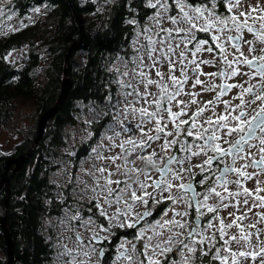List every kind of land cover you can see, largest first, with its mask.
<instances>
[{
  "label": "snow or ice",
  "instance_id": "1",
  "mask_svg": "<svg viewBox=\"0 0 264 264\" xmlns=\"http://www.w3.org/2000/svg\"><path fill=\"white\" fill-rule=\"evenodd\" d=\"M219 0H208L207 3H187L186 0H172L171 3L168 0H149L148 6L152 9H156L155 15L149 17L155 21L159 26V31L155 32V35L160 37L159 39H153L152 36H145L148 42V58L151 61L147 67L149 69L156 68L158 64L167 63L168 64V80L165 81L164 73L158 68L156 70V76L158 79L153 80L150 78L148 73L143 71V58H141V70L134 73V76L139 80L140 84L144 85L145 91L139 93L138 89H134L137 94L138 99L144 100L146 103L155 106L154 111H149L148 108L141 107L139 109L132 108V111L139 112L140 121L136 123L133 127H124V132H134V129H138L141 135L137 138L129 137L121 141L118 145H113V147H119L121 152L117 155L107 157L109 165L107 168H99V176H95V183L99 191L96 188L92 189L96 193L95 199H97V209L99 215L105 217L109 224L116 221L120 227L135 228L140 220L147 216L152 215V208L149 207V200L152 201L153 205L160 204L164 199L172 202L173 205L178 203H183L187 207H195L196 217L194 222L189 225L187 222L175 219H163L157 220L152 226L153 236H146V229L140 228L139 239L146 240L142 246V250L137 251L136 246L133 245L128 251H121L120 256L117 259L123 258L128 261V264H191L192 256L186 255L187 253L194 254L199 250L201 256H207L212 248L216 246V232H213L211 236L207 235L209 229L214 227L212 221L218 222V228L216 231L219 233L220 240L223 241L221 247H216V250L211 255V260H218L220 264H227L229 256H231L232 264H240V260H247L251 257L253 260L256 259L258 255H264V247L260 248L259 253L256 251H231V243H235L241 248L250 245L251 238L253 236L259 235V231L251 232L245 231V229L256 228L255 224H248L241 227L239 222H243L247 219V214L241 216H236L230 213L232 219L226 224L223 218L218 215V210L228 208L229 206L239 208L240 200L239 197L243 196V204L248 205L249 198L253 196V193L249 192L247 188H242L241 181L251 179L254 173H249L246 171L248 167L254 169H259L264 172V55L259 57L253 56L251 59L244 56L243 52L240 51L241 43H243V30L247 29L249 33H254L262 43H264V16H260L261 21L260 27L254 28L252 24L248 23L249 18L253 21L257 17L252 16V13L257 11H264V9H259L253 7L251 12L243 13L241 12L239 16H244L245 19L241 21L237 15H223L217 12L216 5ZM224 6L228 13L233 11L234 7H239L240 0H223ZM39 12L40 9H35ZM4 15V10L0 9V16ZM10 18V17H9ZM169 22L172 27L164 28L163 22ZM135 23V21H131ZM181 25H185L182 27ZM146 32H151L153 29H146ZM202 32L207 33L210 39L215 42V47L219 49L220 59L223 61L224 65L230 71H221L219 73H209L207 75L214 77L219 75L225 80L237 76L240 74L238 68H234L233 65L245 64L249 68L254 69L251 74L253 77H259L260 83L258 86H250L244 88L243 85L238 84H223L220 85V92L217 94L215 100L209 101L208 103L215 106L216 103L222 102L225 105V113L227 115L221 114L216 116L213 107V116L216 119L213 120L212 117H208L204 124H198L197 118L203 114L207 104L204 107H200L193 114L190 119L192 123L187 129H182L181 125L188 124V120L179 119L181 116L186 115L188 105L185 104L184 107L180 108L178 112L172 111V105L175 101L177 106L182 104V101H177V97L186 94L184 93V84L188 80L187 68L195 65L192 68L193 75L197 78L194 81L193 87L202 84L199 76L205 75L200 70V63L203 64H213L215 61L203 60L197 63L195 57L198 53L205 51L204 45L209 44L208 39H197L196 33ZM238 33L240 35L229 34L222 40L221 37L225 33ZM163 33V35H161ZM195 43L193 44V42ZM231 42V47L235 48L239 55L235 56L233 60L228 59V53L225 50V43ZM249 44V52H254L252 47V41H247ZM193 44V48L189 49L188 45ZM160 47H157V46ZM183 45V50L179 52V58L176 59L177 49ZM209 53L213 51L212 46L209 44L206 49ZM159 52V56L156 53ZM191 52L193 59L188 60L187 53ZM240 56H244L241 60ZM185 61H187L185 63ZM180 64V71L182 79H178L175 75L176 64ZM244 75H249V73H243ZM127 75V73H125ZM150 85H156L159 94L155 95L148 91ZM171 86V87H170ZM131 87V85H128ZM217 85L214 83L204 89V91H214ZM232 88H239L240 92L236 97L241 101L240 104L233 106L230 101H221L220 97L227 93ZM131 94V93H129ZM193 99L191 103H196L195 96L198 93H190ZM250 96L251 99H245V96ZM152 96L151 101L148 97ZM259 102V103H257ZM251 105L255 107L251 108V111H246L245 109ZM236 113L233 115L232 113ZM167 113L170 123L174 125V130L171 132L165 131L167 124L161 126V120L163 119V114ZM179 120V123H177ZM154 122V129H148L145 131L144 126L147 123ZM206 125V126H205ZM193 129H196L195 139L192 142H188L186 139L181 140V135H186V137H192L194 135ZM222 129H227L226 132H221ZM154 132L152 135L150 133ZM161 134L164 136V143L161 145V151L166 155L168 149L173 146L178 145V150L180 152L186 153L187 155L183 157H177L175 155H168L167 162L163 163V167L157 166V161L154 159L157 153L153 151L147 156H137V159L144 161L147 165L154 168L158 173L160 178L154 180L151 184L147 181L151 179L147 172H144V179H140L141 169L133 166L128 167V158L136 153L137 149L145 150L150 147V141H156L161 139ZM175 134L176 138L169 141L168 136H173ZM235 139H230L231 137ZM111 140L112 137H107ZM252 141H258V144H253ZM224 145H227L225 147ZM247 146V148H246ZM256 148V153H250L248 149ZM195 149V150H194ZM212 155H208V153ZM204 155L206 159L203 160L201 164L191 165V160L193 157H199ZM259 155V159H255V156ZM231 157L232 163L229 165L226 161L227 158ZM104 159V157H99ZM120 160L122 163H117ZM237 160L245 161L239 168L236 167ZM163 162V158H161ZM188 162L189 167L185 169L183 167L184 163ZM135 165V161H132ZM217 165V170L219 175L215 174L213 170V164ZM180 165L176 170L173 169L172 165ZM223 165V167H220ZM114 166V168H113ZM193 167H197L200 170L201 179L196 183L204 185L208 180H212V183L208 184V187L203 193L197 192L194 183L190 180L189 182H183L182 173L187 171L194 179L196 173L192 171ZM207 173V175H204ZM229 174H234L237 178L234 180H229ZM135 175L136 179L134 183L137 187L133 188L132 184L128 182L132 176ZM114 176H123L127 179H113ZM214 177V179H213ZM103 181V183H101ZM229 184H235L237 187L236 191H229ZM116 185V187H112ZM152 188L153 191H148ZM173 188H176V192L173 193ZM220 189L219 191L217 189ZM242 188V190H241ZM264 191L262 188L256 189L255 200L253 201L252 207L264 208V196H260L259 192ZM140 193L138 195L137 193ZM168 192L167 197L163 196V193ZM159 194L160 198H157ZM125 196L128 199H125ZM215 197L216 203L209 204V198ZM102 201V203H101ZM227 201V203H226ZM256 201H259L257 205ZM123 203V208L117 207L116 211L109 216L108 212L102 205H107L109 208L113 205H120ZM143 205L145 211L142 214L137 213L136 219L132 220V214L136 205ZM201 209H206L207 212L217 213L213 216L208 223L201 227V217L207 214V212ZM168 211H174V209H164L161 212V216H167ZM247 211H251L248 208ZM176 216L186 217L189 215L187 211L176 212ZM125 217V221H120V217ZM261 222H264V215H261ZM91 220L88 221L90 225ZM87 226V225H86ZM238 229V233L231 235L229 239H224L228 234L227 230L233 227ZM102 231H109V229H104L103 225L100 226ZM175 229L187 230V235L185 236L184 231H176ZM159 237L155 244L152 243L153 239ZM183 237V238H182ZM194 237H200L199 240ZM79 239V236L77 237ZM98 234L93 233V239H97ZM191 238V239H189ZM186 240L188 242H186ZM178 245L176 251L180 256V260L169 259L168 253L173 251V242ZM208 242V251L203 248L198 249V245H203ZM124 245H121L123 248ZM221 248L224 249L225 255L221 256ZM94 250V249H93ZM134 254V255H133ZM85 256L89 253L85 252ZM103 256V251L100 253ZM161 257H164L162 260ZM264 264V262H262Z\"/></svg>",
  "mask_w": 264,
  "mask_h": 264
},
{
  "label": "trees",
  "instance_id": "2",
  "mask_svg": "<svg viewBox=\"0 0 264 264\" xmlns=\"http://www.w3.org/2000/svg\"><path fill=\"white\" fill-rule=\"evenodd\" d=\"M8 1L9 16L20 25L0 34V131L14 120L20 105H31L35 120L33 128L11 155L0 152V182L7 161L31 149L40 116L52 109L60 97L66 54L74 44H81L69 62L73 87L65 103L47 123L33 155L10 180L9 193L7 183L0 191V221L7 217L13 241V264H51L54 223L57 224L66 210L71 211L72 205L71 186L58 188L52 176L65 165L88 156L92 147L81 145L68 155V129L82 125L83 115L92 108L97 109L100 117L90 124L91 143L99 140L114 123L115 108L110 104L117 95L113 84L117 83L114 66L120 64L121 68L134 69L138 65V32H146L149 17L156 11L148 6L149 0ZM188 2L207 3L208 0ZM36 8H43L45 12L31 20ZM216 8L220 13H227L223 0H219ZM144 47L146 51V39ZM14 54L19 56L14 59ZM78 55L81 57L77 61ZM76 169L74 166L73 171ZM8 261L0 226V264Z\"/></svg>",
  "mask_w": 264,
  "mask_h": 264
},
{
  "label": "rangeland",
  "instance_id": "3",
  "mask_svg": "<svg viewBox=\"0 0 264 264\" xmlns=\"http://www.w3.org/2000/svg\"><path fill=\"white\" fill-rule=\"evenodd\" d=\"M169 2V0H168ZM187 3L188 0H186ZM170 3V2H169ZM9 5L8 0H0V9L4 10V15L0 16V34L4 32H8L14 27H19V25L15 24L13 19L9 16V11L7 10V6ZM259 9H264V0H240L239 7H234L233 11L231 13H220L218 9L216 8L217 12L223 15H237L241 12L243 13H249L251 12V9L253 7H257ZM37 9V8H36ZM40 9L39 12L33 11L31 15V20H34L38 18L40 15L44 14L43 8ZM156 11V9H155ZM252 16L257 17L255 21H253L251 18H249L248 23L252 24L254 28H259L261 21L259 20L260 16H264V11H257L255 13H252ZM10 17V18H9ZM239 19L243 21L245 19L244 16H239ZM25 21V20H24ZM23 21V22H24ZM26 23V21H25ZM164 28H171L172 25L164 21L163 25ZM184 27L185 25H181ZM146 29H153L151 32H138L137 37V48L140 50L137 58L138 59V65L135 66L134 69H129L127 67L121 68L120 64H116L114 66V70L116 72V79L117 83L113 82L114 86L117 89V95L116 99L113 101V103L110 104L115 108V120L114 123L110 124L103 135H101L99 140H96L94 143H91L92 140H89L92 136V130L90 124L94 122V120H98L100 117L99 112L97 109L92 108L89 111H87L83 115L82 119V125L74 128L68 129V138H69V146L66 149V152L68 155L73 154V151L76 147L81 145H91L90 154L84 158H79L78 161L74 164H67L65 165L61 170L57 171V173H54L52 176V181L55 182V184L62 189H65L67 187L71 186L70 196L72 205L70 207L71 211L66 210L63 213V217L60 218L57 221V224L54 223V229L53 231L56 232L55 241L53 243L55 249L57 252L55 253L53 262L51 264H100V258H99V251L95 246L89 245L86 242L81 243L78 242L76 239V234L83 236L85 239L90 238L93 236V233H97L99 237H103L105 239H112L114 237V229H119L120 232L129 231L132 228L129 227H120L118 226L116 221H113L111 224H109L108 220L105 219V217L100 216L96 217L93 215L94 210L93 208L98 211L96 205H97V199H95L96 193L92 191V189L96 188L97 191L99 189L97 188V185L95 183V176H99V172L97 171L99 168H107L109 165V161L107 157H111L114 155H117L121 152V149L119 147H113V145H118L121 141L132 137L137 138L141 135L138 129H134V132H124V127H133L136 123H138L141 119L139 112H133L132 108L139 109L141 107L148 108L149 111H154L155 106L150 105L149 103H146L144 100H140L137 97L136 92L134 89H138L139 93H143L145 91L144 85L139 83V80L134 76V73L141 70V58H143V71L148 73L151 79L156 80L158 77L156 76V70L157 68L164 73V79L165 81L168 80V64L162 63L158 64L156 68L149 69L147 65L151 63V61L148 58V50L145 51L144 47V40L145 36H152L153 39H159L160 37L155 35V32L159 31V26L155 23L154 20L150 19L147 23ZM144 30V31H145ZM143 31V32H144ZM232 34V35H240L238 33L232 32L228 33L225 32L221 39L223 40L225 36ZM163 35V33H161ZM243 43H241L240 51L243 52L244 56L249 57L250 59L253 56L259 57L261 55H264V43L260 41V39L253 33H249L247 29L243 30ZM198 36V37H197ZM196 38L198 39H208L209 44L212 46L213 51L209 53L206 51L209 44L204 45L205 51H202L201 53H198L195 57L197 63L203 60H212L215 61L213 64H203L200 63V70L205 73V75L199 76V79L202 81V84L196 85L193 87L194 81L197 78L195 75H193L192 68L195 67V65H192L187 68V76L188 80L184 84V93L177 97V101H182L183 103L177 106V103L174 101L172 105V111L178 112L180 108L184 107L185 104L188 105L187 107V114L181 116L179 119L181 120H189L188 124L181 125L182 129H187L190 124L192 123V120L190 117L193 116V114L197 111L198 108L204 107L205 104H207V107L205 108V111L201 116L197 118L198 124H204L206 119L208 117H212L213 120L216 119V116L224 114L225 113V105L222 102L216 103L215 106L208 103L209 101L215 100L218 91L219 86L222 81L228 83V84H238L243 85L244 88H248L250 86H258L260 83V78L253 77L251 74L253 73L250 68L245 64H239V65H233L234 68H238L240 74L237 76L231 77L227 80L224 78H221L219 75L211 77L207 74L209 73H219L221 71H230V69H227L224 65L223 61L220 59L219 49L215 47V42H213L207 33L197 32ZM247 41H252V47L254 48V52H249V44ZM195 41L193 42V44ZM193 44H189L188 48L192 49ZM157 47H160L159 45ZM183 45H181L180 48H178L176 59L179 58V52L183 50ZM225 50L229 54L228 59L231 61L233 58L239 53L237 50L233 47H231V43L227 42L225 43ZM159 52L156 53V56H159ZM188 60L193 59L191 52H188L187 54ZM19 55L14 54V59L17 58ZM244 56H240V59L243 60ZM78 57H81V55L77 56V61L79 60ZM187 61H185L186 63ZM127 73V75H125ZM243 73H249V75H244ZM175 75L178 79H182L181 71H180V64H176L175 68ZM217 85V88L214 91H204L205 88L210 87L212 84ZM128 85H131V87H128ZM171 87V86H170ZM148 91L150 93H153L155 95L159 94V91L156 87V85H150L148 88ZM240 92L239 88H232L231 92L228 94L227 97L224 99L220 98L221 101H230L233 106L238 105L241 103L239 99L236 97L238 96ZM131 93V94H129ZM190 93H198V95L195 96L196 103H191V100L193 99L192 95H188ZM152 96L148 97V100L151 101ZM245 99L247 100L246 96ZM259 103V102H257ZM213 107L216 113V116H213ZM255 107V105H251L248 108H246V111H251V108ZM111 111H113L112 107H110ZM235 115L236 113H232ZM114 116L111 117L113 119ZM38 119V117H37ZM34 120L35 116L33 114V109L31 108V105H20L18 107V110L15 114L14 120L3 130L0 131V152L5 154L6 156H9L13 153L15 147L17 144H19L23 139L25 134L31 130L34 126ZM169 121V117L167 113L163 114V119L161 120V126H164V124H167V128L165 131L171 132L174 130V125ZM177 123H179V120H177ZM90 126V128H89ZM206 126V125H205ZM155 123L150 122L147 123L144 128L145 131H148V129H154ZM227 129H222L221 132H226ZM195 132L196 129H193L194 135L192 137H186V135H181V140H194L195 139ZM154 135L155 133H150ZM107 137H112L111 140L107 139ZM176 138L175 134L173 136H168L167 139L171 141L172 139ZM231 138H234L231 137ZM88 139V140H87ZM151 144L150 147H147L145 150L137 149L136 153H134L132 156L128 158V167H137L141 169V175L140 179H144V172H147L151 179L147 181L148 184H151L154 180H157L159 173L152 168L151 166L147 165L144 161L137 159V156H147L153 151L157 153V156L154 158L157 161L158 167H163V163H165V160L167 159L168 155H172V152L175 148H178V145L173 146L172 148L168 149L167 155L161 151V145L164 143V136L161 134V139L156 141H150L148 142ZM254 148H251L253 150ZM72 157V156H71ZM99 157H104V159H101ZM68 158H70L68 156ZM68 158H66L64 161H66ZM161 158H163V162H161ZM204 160V159H202ZM132 161H135V165H133ZM117 163H122V161L118 160ZM74 166L77 167L76 172H74ZM114 168V166H113ZM176 167L174 170L178 169ZM183 180L187 179V173L186 171L182 173ZM259 180H261L264 183V173L257 172L255 174ZM127 179V177L123 176H114L113 179ZM136 177L135 175L132 176L131 179L128 180L129 183L132 184L133 188L137 187V185L134 183ZM103 183V181H101ZM247 183V182H246ZM247 186V187H246ZM112 187H116V185H112ZM245 187L251 192L250 186L248 184L245 185ZM264 187V184L262 185ZM148 191H153L152 188H149ZM173 193H175L177 190L176 188H173ZM140 195V193H137ZM62 196V193H60ZM59 195V196H60ZM169 195L168 192L163 193L164 197H167ZM157 198L159 199L160 196L157 194ZM125 199H128L127 196H125ZM169 200L164 199L161 203H165ZM251 201V198H249V202ZM102 203V201H101ZM106 211L108 212V215L111 216L115 211L117 207L123 208V203L120 205H113L112 207H108L107 205H102ZM149 206L152 208L159 206L153 205L152 201L149 200ZM143 205L137 204L134 213L132 214V220L136 219V214H142L144 210ZM174 209V206H173ZM261 210V209H259ZM99 212V211H98ZM174 211H170V213L167 216H163L159 220L163 219H172V214ZM248 224H258L256 225L255 232L257 230L259 231V235L253 236L251 238V242L249 246H246L247 251H256L259 253L260 248L264 247V223L261 222V216H252L250 215V212L246 213ZM263 215V214H261ZM241 216V215H237ZM120 221L124 222L125 217L121 216ZM62 220V221H61ZM91 220L92 223L89 225L88 221ZM71 221V222H70ZM157 221V220H156ZM156 221H148L143 227H139L136 230V233L134 234L133 239H129L124 234L119 235V243L117 246L118 250H122L123 248L131 249L133 245L136 246L137 251L142 250V246L145 243L144 240L139 239V229L144 228L146 229V236L154 234L152 231V226L155 224ZM87 225V226H86ZM101 225H103L104 229H109V231H102ZM81 227V228H78ZM250 231V229L248 230ZM53 238V239H54ZM156 238L152 243L155 244L157 240ZM124 245L123 248H121V245ZM94 249V250H93ZM233 252L236 251L235 248L232 249ZM88 252L89 255L85 256L84 253ZM107 261L109 262H115L117 264L118 260L115 258H111L108 256ZM128 261L124 260L123 264H128ZM264 262V255H258L255 260H253L251 257H249L247 260L242 259L243 264H262ZM228 263L232 264L231 256L230 261Z\"/></svg>",
  "mask_w": 264,
  "mask_h": 264
},
{
  "label": "flooded vegetation",
  "instance_id": "4",
  "mask_svg": "<svg viewBox=\"0 0 264 264\" xmlns=\"http://www.w3.org/2000/svg\"><path fill=\"white\" fill-rule=\"evenodd\" d=\"M250 70H252L254 72L253 69L250 68ZM225 83L226 82L222 81L220 85H223ZM220 90L221 89L219 87L218 93L220 92ZM231 90L232 89H230L227 93H225L224 95H222L220 98L224 99L225 97H227L228 94L231 92ZM246 98L247 99H251V97L250 96H247V95H246ZM230 139H235V137L234 138H230ZM187 141L188 142H192L194 140H187ZM252 143L253 144H258V141H252ZM224 146L227 147V145H224ZM246 148H247V146H246ZM248 151L250 153H253L254 154V153L257 152V149L256 148H254L253 150L248 149ZM172 155H175V156H177L179 158V157H183V156H185L187 154L186 153H183V152H180L178 150V148H175L173 150V152H172ZM208 155H212V153L209 152ZM202 159H206V157L204 155H200L199 157H193L192 160H191V165L194 166V165H197V164H201L203 162ZM255 159L258 160L259 159V155H256L255 156ZM166 162H167V159L165 160V163ZM226 162L229 165H231V163H232L231 157H228ZM244 163H245V161H243V160H237L236 167L239 168ZM178 166L180 167V165H176V164L172 165L173 169H175ZM183 167L185 169H187L189 167V163L188 162H185L184 165H183ZM212 167H213V170H215V174L216 175H219V171L217 170V165L214 163ZM220 167H223V165H220ZM192 171L194 173H196L194 179L186 171V173H187V179L186 180H183V182L187 183V182H189L191 180L194 183L195 187H196V191L203 193L204 190L208 187V184L212 183V180H208L204 185H200V184L196 183L197 181H199L201 179V174H200L199 168L193 167L192 168ZM246 171L249 172V173H254V175L252 176L251 179H247V180H242L241 181L242 188H246L247 186L245 187V185L248 184L250 186L251 193H253V196L251 197V201L248 203V205H244L243 204L244 197L241 196V197H239V200H240L239 208L229 206L228 208H224V209L218 210L219 217L220 218H223L226 224L232 219V216L230 215V213L235 214L236 216L237 215H244L245 213H248V212H250V215H252V216H257V215H260L261 216V214L264 215V208H261V207H258V206L257 207H252L253 201L255 200L256 189L258 187L264 189V187H262V185L264 183L261 180H259V178L255 175L257 172H261V171L258 168L257 169H254L252 167H248L246 169ZM261 173H264V172H261ZM204 175H207V173H205ZM159 177L160 176H158L157 179H159ZM236 178L237 177L234 174H229V176H228V179L229 180H234ZM213 179H214V177H213ZM228 188H229V191H236L237 190V187H236L235 184H229ZM242 188H241V190H242ZM217 190L219 191L220 189L218 188ZM259 195L260 196H264V191H260L259 192ZM208 203L209 204L216 203L215 197L214 196L213 197H210ZM226 203H227V201H226ZM256 203L258 205L259 204V201H256ZM173 206H174V213L172 214V216L175 217V219H177V220H181L182 219L183 221L187 222L189 225H191L194 222L195 217H196L195 207L189 208V207H187L183 203H178V204L173 205L171 201H167L165 203H160L159 206L154 207V208H152L151 206H149L150 208L153 209L152 210V215L147 216L144 219L140 220L139 223L136 225L135 228H132L131 230L125 231V232H122V231L120 232L119 229H114V231H113L114 232V237L112 239H105L103 237H99L98 236V238H100L102 240H99V243H95L94 242V239H93V236H91L90 238L85 239L83 236H80L78 234H76V239H77L78 242H81V243L86 242L87 244L92 245V246H95L98 250H100L99 251L100 264H115V262H109V261H107L108 256H110L111 258H115L116 257V259H117V257L120 256V252L121 251H128L129 250V249H126V248H123L122 250H118L117 249V246H118V243H119V239H120L119 235H123L124 234L129 239H133L134 238V234L137 231L136 230L137 228L143 227L148 221H152V220L153 221H156V220H159L160 218H162L161 212L164 209H169V208H172L173 209ZM248 208H251V211H247ZM94 209H95V207H94ZM259 209H261V210H259ZM201 210L204 211V212H207L206 209H201ZM144 211H145V208H144L143 212ZM184 211H187L189 213V215L186 216V217H180V216H176L175 215L176 212H184ZM169 213H170V211H168V214ZM93 215H95L97 218L100 217L99 212L96 209H95ZM216 215H217V213L207 212L206 215H204L203 217H201V221H200L201 227L203 228L204 225L206 223H208L209 220L213 216H216ZM100 219H101V217H100ZM247 222H248V219H245L243 222H239L238 221V223L241 224V227H243L244 225H248ZM212 223H213L214 227L212 229H209L208 230L207 235L208 236H211L213 232H216V237H217V239H216V246L211 249V251L209 252V254L207 256H201V253H200L199 250L194 254V256L191 253H187V250H185L186 255L192 256L191 264H220V261H218V260H211V255H212V253L215 252L216 247H221V245L223 244V241L220 240V238H219V233L216 231V229L218 228V222L215 221V220H213ZM256 225H258V224H256ZM78 228H81V227H78ZM175 230L176 231H184L185 236L187 235V230L186 229L185 230L175 229ZM248 230L249 229H247V228L245 229V231H248ZM250 231L251 232H255V229H250ZM227 232H228V234L224 237V239H229L231 235L237 234L238 233V229L234 226L233 228L228 229ZM153 235L154 234L149 235V236H153ZM55 236H56V232H54V237ZM78 236H79V239L77 238ZM156 238H158V237H156ZM156 238H154L153 241ZM194 238L197 239V240L200 239V237H194ZM189 239H191V238H189ZM52 241H53V243L56 242L55 241V238L52 239ZM144 242H146V240H144ZM186 242H188V241L186 240ZM172 247H173V251L167 254L168 255V258L169 259L180 260V256L178 255V253L176 251L178 245L176 244L175 241L173 242ZM199 248H203L205 251H208V242L206 241L203 245H198V249ZM233 248H235L236 251L246 250V247L241 248L240 246H238L234 242L231 243V245H230L231 251H232ZM101 251H103V256L100 255ZM138 251H140V250H138ZM56 252H57V250L54 247L51 262H53V259H54V256H55V253ZM220 254H221V256H223V255L226 254L223 248H221V253ZM161 259L163 260L164 257H161ZM117 260H118L117 264H123V262H124V259L123 258H120V259H117ZM228 261H230V256H229ZM165 264H167V261H165ZM227 264H231V263H228L227 262ZM240 264H243L242 263V259L240 260Z\"/></svg>",
  "mask_w": 264,
  "mask_h": 264
},
{
  "label": "water",
  "instance_id": "5",
  "mask_svg": "<svg viewBox=\"0 0 264 264\" xmlns=\"http://www.w3.org/2000/svg\"><path fill=\"white\" fill-rule=\"evenodd\" d=\"M79 47H81V44H74L69 49L68 53L66 54L65 68H64V81H63V86H62L60 97L58 99V102L56 103V105L52 109H50L49 111L44 113L42 116H40L39 121H38L37 136H36V139H35L32 147H31V149L26 154L19 156L17 158H10L7 161L6 168H5L6 171H5L3 178L0 182V191L4 187L5 183H7V189H8V193H9L10 180L15 177V175L23 167L25 162L33 155L37 144L43 139L47 123L58 113L60 108L65 103L66 98H67L70 90L73 87V83L71 81V77H70V73H69V62H70V59L72 58L73 53ZM13 166H15V168L13 169V173L10 177H8V172L13 168ZM0 226L2 227V229L4 231V237H5V241L7 244V252H8V258H9L8 264H13V262H14L13 241L11 239V235H10L8 227H7V217H5L4 220L0 221ZM99 240H102V239H100V238L94 239V242L99 243Z\"/></svg>",
  "mask_w": 264,
  "mask_h": 264
}]
</instances>
